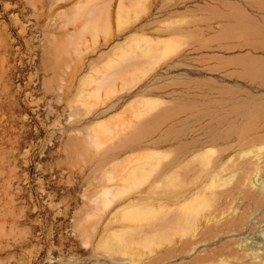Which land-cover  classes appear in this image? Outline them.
I'll list each match as a JSON object with an SVG mask.
<instances>
[{
    "label": "rangeland",
    "instance_id": "obj_1",
    "mask_svg": "<svg viewBox=\"0 0 264 264\" xmlns=\"http://www.w3.org/2000/svg\"><path fill=\"white\" fill-rule=\"evenodd\" d=\"M65 1L0 0V264H193L218 240L239 248L246 237L263 252L264 205L248 209L254 232L210 231L212 216L226 218L222 199L240 186L236 177L231 190L211 191L219 198L209 191L233 156L217 155L223 145H197L181 164L191 174L169 188L158 177L165 155L205 142L224 119L227 88L248 94L239 96L248 109L235 130L254 122L258 131L246 133L264 135V0ZM170 107L176 115L150 135H133ZM222 119L212 133H227ZM167 133L170 144L151 146ZM262 175L250 184L264 195Z\"/></svg>",
    "mask_w": 264,
    "mask_h": 264
},
{
    "label": "bare ground",
    "instance_id": "obj_2",
    "mask_svg": "<svg viewBox=\"0 0 264 264\" xmlns=\"http://www.w3.org/2000/svg\"><path fill=\"white\" fill-rule=\"evenodd\" d=\"M67 1V0H66ZM65 1V2H66ZM70 1V0H69ZM89 1V0H88ZM110 1V0H109ZM58 2H59V0H58ZM61 2V1H60ZM59 2V3H60ZM63 2V1H62ZM68 2V1H67ZM79 2V1H78ZM86 2V1H85ZM84 2V3H85ZM101 2V1H100ZM105 2V1H104ZM104 2H101V4L103 3L104 4ZM107 2V1H106ZM80 3V2H79ZM81 3H82V1H81ZM84 3H82V5L84 4ZM91 3H92V0H91ZM98 3V2H97ZM109 3H111V1L109 2ZM109 3H105V4H109ZM94 4H96V2H94ZM101 4L99 5V3H98V5L99 6H101ZM183 4H185V2L184 1H181L180 3H179V6L181 5V7H182V5ZM97 5V4H96ZM79 6H81V5H79ZM104 6H106V5H103L102 7H104ZM107 6H110V5H107ZM120 6V5H119ZM118 6V7H119ZM225 6V5H224ZM76 7L78 8V9H80V7H78V5L76 4ZM82 7V6H81ZM92 7V6H91ZM94 7V6H93ZM92 7V8H93ZM100 8V7H99ZM102 9V8H101ZM106 9V8H105ZM105 9L104 10H101V11H105ZM108 9H110V8H108ZM107 9V12L109 13V10ZM200 10H202L201 9V7L199 8ZM122 11V7H121V9L119 8V11ZM209 10V9H208ZM97 11V10H96ZM198 11V10H197ZM93 11L91 10V13H92ZM204 12H206V10H204ZM208 12V11H207ZM94 13H96V12H94ZM94 13H92L91 15H93ZM209 13H210V11H209ZM213 13V12H212ZM212 13H211V15H212ZM97 14V13H96ZM98 14H99V11H98ZM119 14H120V12H119ZM217 14V13H216ZM106 14H104L103 13V18L104 17H107V16H105ZM121 15V14H120ZM94 16H95V14H94ZM102 16V15H101ZM101 16H100V18H101ZM212 16H214V13H213V15ZM223 15H221V17H222ZM93 17V16H92ZM120 17V16H119ZM122 17V16H121ZM95 18H96V16H95ZM216 18V17H215ZM223 18V17H222ZM97 19H99L98 18V16H97ZM97 19L96 20H93V21H96L97 22ZM102 19V18H101ZM107 19H108V22H109V18L107 17ZM119 19V18H118ZM198 20H199V22H200V20H202L203 18H197ZM197 19H196V21H197ZM212 19H213V17H212ZM213 20H215V19H213ZM99 21H100V19H99ZM98 21V22H99ZM193 21V20H192ZM204 21H205V18H204ZM209 22H210V20H208ZM121 22V21H120ZM202 22H203V20H202ZM110 23V22H109ZM108 23V24H109ZM193 23H198V22H193ZM193 23L191 24V25H193ZM121 24V23H120ZM119 24V25H120ZM202 25V24H201ZM120 30V29H119ZM141 40H143V39H141ZM143 43V42H142ZM147 43V42H146ZM154 44V43H153ZM137 45H138V41H137ZM136 45V46H137ZM143 45H145V44H143ZM142 46V45H141ZM146 46V45H145ZM153 46V45H152ZM155 46H157V45H154V47ZM160 46V45H159ZM129 47H131V46H129ZM143 47V46H142ZM147 47V46H146ZM164 47V46H163ZM141 48V47H140ZM144 48L145 47H143V49L142 50H144ZM148 48V47H147ZM151 48V47H150ZM153 48V47H152ZM159 48V47H158ZM157 47H156V49H158ZM137 49V48H136ZM139 49V48H138ZM161 49V48H160ZM147 50V49H146ZM154 52V54H156L155 53V49L153 48L152 49ZM166 50V49H165ZM136 52H137V50H136ZM156 52H158V50H156ZM159 52H162V51H159ZM163 52H164V50H163ZM162 52V53H163ZM134 53V52H133ZM139 53V51L137 52V54ZM143 53H147L146 51H143ZM142 53V54H143ZM149 53L150 52H148V55H149ZM152 53V52H151ZM153 53L151 54V55H153ZM161 53V54H162ZM132 53H130V55H131ZM141 54V55H142ZM158 54V53H157ZM134 55H136V53H134ZM145 55V54H144ZM137 56V55H136ZM140 56V55H139ZM147 56V55H146ZM150 56V55H149ZM161 56V55H160ZM159 56V57H160ZM162 56H163V54H162ZM130 57V56H129ZM134 57V56H133ZM150 57H152L153 58V56H150ZM158 57V56H157ZM164 58L166 57V56H163ZM132 58V57H131ZM141 58H144L143 59V61L144 60H146L145 58H147V57H142L141 56ZM149 58V57H148ZM147 58V59H148ZM151 58V59H152ZM163 58V59H164ZM137 59H139V58H136V60L134 59V62L132 61V63H137V65L139 66L140 64L142 65V63H141V59H139L140 60V63H138V62H136V61H139V60H137ZM157 60V58H154V61H156ZM159 60H160V58H158ZM162 59V58H161ZM162 59V60H163ZM122 60H124V59H121V61L120 62H122ZM127 60V62H128V59H126ZM131 61V60H130ZM129 61V62H130ZM142 61V62H143ZM147 61V60H146ZM150 61H152V60H148L147 62L148 63H150ZM112 62V61H111ZM127 62H124L125 64L127 63ZM153 62V61H152ZM113 63V62H112ZM116 63V62H115ZM119 63V62H118ZM144 63V62H143ZM156 63V62H155ZM146 64V63H145ZM151 64V63H150ZM149 64V65H150ZM158 64H159V61H158ZM157 64V65H158ZM111 65V64H110ZM128 65V67L126 66V68L127 69H130L129 67L130 66H133L134 67V64L132 65L131 64V62H130V65L129 64H127ZM136 65V66H137ZM140 65V66H141ZM147 66H149L148 64H146ZM135 66V67H136ZM137 66V67H138ZM139 66V67H140ZM143 66H145L144 64H143ZM142 66V67H143ZM147 66H145V67H147ZM153 67H155V66H150V68L149 69H154ZM141 68V67H140ZM142 69V68H141ZM145 69H147V68H145ZM149 69H148V71H149ZM132 70V69H131ZM150 70V71H151ZM134 71H138V69L137 70H134ZM144 71V70H143ZM139 72H141V71H139ZM146 72V71H145ZM142 74H143V72H141ZM140 73V74H141ZM147 73V72H146ZM255 73V72H254ZM253 73V74H254ZM258 73V72H257ZM261 72H259V74H260ZM247 74V73H246ZM256 74V73H255ZM254 74V78H256L255 76H257V78L259 77L258 75H255ZM248 76V78L249 77H251V76H253V75H247ZM263 76V75H262ZM264 77V76H263ZM256 78V79H257ZM261 78V77H260ZM260 78H259V80H260ZM250 79V78H249ZM251 79L253 80V77H251ZM255 80V79H254ZM258 80V79H257ZM254 82V81H253ZM255 82H256V80H255ZM123 84V83H122ZM125 84V83H124ZM257 85H258V83H257ZM261 85V84H260ZM259 86V85H258ZM263 86H264V84H263ZM262 86V87H263ZM122 87H124L125 88V86L123 85ZM228 90L226 91V92H224V93H226V94H224V95H226V101H222V104L221 105H219L220 107H222V105H223V107H225V112L224 113H226L225 115H223V118L224 119H227L228 120V125H229V129H227L226 131H227V133L225 134V135H222L221 133L220 134H216V132L215 133H212V130L214 131V129H216V127H218L221 123V125H223L224 124V122H226V121H220L222 118H218L219 120H215V121H218V122H216V123H220V124H216L217 126L216 127H214V129H211V126H212V124H210L211 126L209 127L210 129H211V131H210V129H209V131H210V133H208V134H205V135H207L206 136V141L205 142H203V143H199L198 141H193V142H190V143H187V144H184V145H179V146H177V148H176V155L173 157V158H171L170 160H168L169 158V153L167 154V155H165V159H167L166 160V162H164V164L162 165V169H161V172H160V175H159V177L158 178H160V179H162L163 180V182L164 183H166L167 185H165L164 184V186L166 187L167 186V188H169L168 186H171V183H172V181L173 180H178V179H180V180H183L184 178H186V177H189V175L191 174L190 173V170L188 171L187 169H186V167H182L181 166V164H182V161L184 160V159H186L187 158V156L188 155H190L193 151H194V149L197 147V145H203V144H210V145H212V146H216V147H218V146H220V145H223L224 147L222 148V149H216V152H218L217 153V155L219 154V155H221V152H222V154H223V156H232L231 158H230V160H228V163H227V161H226V165L224 166H221L222 167V169H221V173H225L224 174V177H226V178H224L217 170H215V171H217L216 172V174H215V176H214V178H213V182H212V186L214 187H212V190H209L210 192L211 191H213V189H217V187H219L220 188V186L222 187L223 186V184L225 183H227L226 185H225V187H228V188H226V189H228V190H231L230 188H229V186L231 185V186H234L235 185V183L237 182V181H235V183L233 182L234 181V179L237 177L238 178V182L237 183H239L240 184V186L238 187L239 188V192H235L236 191V185L234 186L235 187V190L234 191H232L231 190V192L228 194V196H225V198H223L222 199V201H224L225 199H226V197H228V199L226 200V202H223V205H224V203L226 204V205H224L223 207H224V210L225 211H222V212H226L225 214H227L226 215V218L224 219V222H222V220H221V223H218L217 222V220H218V217H219V214H220V212H218L217 210V212L218 213H216V215H218V216H212L213 218V220H212V224H211V226H210V231H219V230H222V232L220 231V233H223V234H225V235H227V237L228 238H231V237H233L234 235L236 236V234H238V235H241V234H244L245 233V231L247 230L248 231V229H250L251 228V230H252V232H254L253 230H255V228H256V226L255 227H253L252 225V222H251V220H250V216L253 214V212H254V210L252 211V212H250V214H249V212H248V209H251V207H255V208H257L258 209V207H261V206H263L264 205V195H261V193L260 194H258L257 193V190L255 191V185L254 186H251V184L250 183H252V179L255 177H257V180H258V178H261L260 177V174H261V172L263 173V169H264V147H260V146H264V135H249L250 134V131H248L249 130V128H252L253 127V129L254 128H256V126H255V123L253 122V124H254V126L253 125H251V127H249L248 128V130H246V126L248 125L249 126V124H251L252 123V121L254 120V119H256L257 117H259V116H257L256 117V115H258V114H255V116H254V119H252L250 122L248 121V123L249 124H245V125H243L242 126V129H243V127L245 128V130L246 131H236L235 129H238L239 127L238 126H240V125H238V126H236V123H237V119L239 118V116L241 117V114L242 113H245L246 112V110L248 109V108H245L244 110H242L241 108H242V106H243V104L244 103H246V102H248L247 100H246V102H242V101H244V100H242L243 98H240L239 99V96H240V94H243V92H244V94H246V95H248L247 93H245V91H243V92H241V91H239V90H232L233 88H227ZM212 92H213V90H212ZM217 92V91H216ZM250 93V92H249ZM243 94V95H244ZM251 96V95H250ZM254 96V95H253ZM262 96V95H261ZM260 96V97H261ZM264 96V95H263ZM214 97V96H213ZM217 97V96H216ZM248 97V96H247ZM260 97H258V98H260ZM251 98V97H250ZM253 99V98H252ZM215 100V99H214ZM255 100V99H254ZM216 101V100H215ZM218 101V100H217ZM224 103V104H223ZM251 104H252V102H250ZM250 103H248L247 105H249L250 106ZM256 103H260V105L262 104L261 102H256ZM255 102L253 103V104H255V105H257ZM140 104V105H139ZM145 103H143V102H140V103H138V107L139 106H141V107H143V108H138V111H139V109L141 110V109H144V107H145ZM147 105H150V103H147ZM215 105V104H214ZM246 104H244V106H245ZM137 106H136V108H134V109H137ZM244 106H243V108H244ZM252 106H254V105H252ZM251 106V107H252ZM133 107H135V106H133L132 105V109H133ZM215 107H217V106H215ZM250 107V108H251ZM257 107H264V103L261 105V106H258L257 105ZM131 108V107H130ZM253 108V107H252ZM256 108V107H255ZM255 108H254V110H255ZM259 108H257V109H259ZM175 108H172V107H170V108H165V109H163V110H161V111H159L158 113H156V115L158 116V117H155L156 115H154V116H152L151 118H146L145 120H143L140 124H139V126H138V129H136V132H134L133 133V135H137L139 138H143L144 136H146V135H150L152 132H153V130L158 126L157 124L158 123H160V122H162L163 120H165V119H167V118H169V117H171V115H176V113H172V110H174ZM177 109H178V107L175 109L176 111H177ZM129 110H131V109H129ZM129 110H126L125 112H124V114L126 113V112H128ZM253 109H251L250 111L252 112V114L254 113L253 111H252ZM264 110V109H263ZM212 111H215V110H212ZM242 111H244V112H242ZM262 111V109L260 110V112ZM216 112V115L215 116H217L218 115V113H217V111H215ZM215 112H213V113H215ZM251 112H249V113H251ZM256 112H258V111H256ZM263 112V111H262ZM213 113H211V114H207V116H209V115H212ZM124 114L123 115H121L120 116V118L122 117H124ZM251 114V115H252ZM264 114V113H263ZM263 114H259L260 116H263ZM251 115H249V116H251ZM192 116V115H191ZM190 116V117H191ZM225 116V117H224ZM153 117H155V118H153ZM211 117V116H210ZM190 119V118H189ZM224 119H222V120H224ZM262 119H264V117H262ZM262 119L259 117V119L257 118V121L258 120H261L262 121ZM188 121V120H187ZM215 121H212L213 123H215ZM211 122V123H212ZM184 123V122H183ZM182 123V124H183ZM257 123H260V122H256V125H258ZM263 124H264V122H262ZM261 123V124H262ZM239 124V123H238ZM225 125V124H224ZM227 125V126H228ZM260 126V125H259ZM222 127V126H221ZM264 128V126H262V128L260 127L259 129H263ZM157 129V128H156ZM155 129V130H156ZM226 129V128H225ZM258 128H256V130H257ZM251 130V129H250ZM224 131V130H223ZM223 131H222V133H223ZM258 131V130H257ZM256 131V132H257ZM182 132V131H181ZM246 132H248V133H246ZM251 132H253L252 130H251ZM255 132V133H256ZM187 134V133H186ZM253 134V133H252ZM177 138H175V139H173V140H176ZM171 141H172V139H171V136L167 133L166 134V137L163 139V140H161V141H159V140H157V141H154V142H152L151 143V146L152 147H161L164 143H171ZM140 146H134L133 147V149H137V148H139ZM214 149H212V153L211 154H214V151H213ZM221 150V151H220ZM125 150H121L119 153H123ZM237 153V154H236ZM236 155H237V157H236ZM218 156H216V158H217ZM215 158V159H216ZM214 159V160H215ZM238 159H240L241 160V162L238 160ZM217 160V159H216ZM236 161H237V163H236ZM215 162V161H214ZM240 162V163H239ZM212 164H214V163H212ZM224 164V163H223ZM192 172V171H191ZM124 175H126V174H124ZM124 175H122V176H124ZM259 175V176H258ZM222 176V177H221ZM263 177H264V175H262ZM219 178V179H218ZM236 178V179H237ZM122 179V178H121ZM113 181H114V179H112ZM246 180H251V182L249 181H246ZM255 180V179H254ZM262 180V179H261ZM260 180V181H261ZM229 181H231L230 183H229ZM259 181V182H260ZM263 181V180H262ZM261 181V182H262ZM174 182V181H173ZM230 185H229V184ZM248 184L249 186H251L249 189H248V187L246 186V184ZM253 183H255V182H253ZM234 184V185H233ZM230 186V187H231ZM238 186V185H237ZM211 187V186H210ZM247 187V188H246ZM263 187H264V184H263ZM263 187H262V189H263ZM219 188H218V191H220L221 190V192H223L222 190L224 189H220L219 190ZM233 188V187H232ZM254 188V189H253ZM258 189V188H257ZM261 190V189H260ZM217 190H215L214 192H211L212 194H214L215 196L216 195H219L218 196V198L221 196L220 195V193L219 192H216ZM225 191H227V190H225ZM109 193H110V191H109V189L108 190H106L105 192H104V194L106 195V196H108L109 195ZM210 193V194H211ZM218 193V194H217ZM235 193H236V195H235ZM173 194V193H172ZM262 194H264V192H263V190H262ZM227 195V194H226ZM261 195V196H260ZM263 196V197H262ZM167 197V196H166ZM213 197V196H212ZM214 198V197H213ZM215 201L217 200V198H215L214 199ZM235 201H239V203L241 202H243L242 203V205H241V207L240 208H238L240 205H239V203L237 202V204H238V207H236V206H234V205H236V204H234V203H236ZM220 206V205H219ZM218 206V207H219ZM236 208L237 209H239V211H236ZM253 209V208H252ZM256 209V210H257ZM259 210V209H258ZM251 211V210H250ZM221 212V213H222ZM248 212V213H247ZM254 213H256V212H254ZM223 214L224 213H222L221 215L223 216ZM224 214V215H225ZM250 216H249V215ZM179 215V214H178ZM214 215V214H213ZM254 215V214H253ZM178 217V216H177ZM181 217V216H180ZM250 217V218H249ZM176 218V217H175ZM256 218V217H255ZM166 219V218H165ZM258 219V218H257ZM167 220V219H166ZM165 220V221H166ZM167 221H170V219L169 220H167ZM219 221V220H218ZM210 222H211V220H210ZM166 223V222H165ZM170 223V222H169ZM221 224V225H220ZM256 224V223H255ZM259 224V223H258ZM257 224V225H258ZM171 226V225H170ZM209 226L207 227V229L209 228ZM165 227H167L166 225H165ZM170 228V227H169ZM168 228V229H169ZM254 228V229H253ZM258 228V227H257ZM260 228V227H259ZM251 230H250V232H251ZM208 231H209V229H208ZM209 231V232H210ZM215 233V232H214ZM219 233V232H218ZM219 233V234H220ZM257 233V232H256ZM258 233H259V231H258ZM250 234V233H249ZM213 233H212V236H211V232H210V238H212L213 237ZM216 235V234H215ZM214 235V238H213V240H215L216 238V236ZM260 235V234H259ZM256 236H258V235H255V238H256ZM209 237V236H208ZM225 237V236H224ZM223 237V238H224ZM248 237H250V236H248ZM259 237V236H258ZM257 237V238H258ZM209 238V239H210ZM226 238V237H225ZM260 238V237H259ZM258 238V239H259ZM220 239V238H219ZM236 239V238H235ZM244 239V238H243ZM245 239H247V237L245 238ZM242 240V238H241V240H242V242H239V248H235L234 247V245H236L235 244V241H233V239H228L227 241H225V242H223L222 243V245H220V243H219V241H221V240H218V242H216V243H214V245H216V247H213V249H211V248H209V249H211L210 251H208V254H203L204 256H201L200 255V257H198V256H196L197 258H196V261H194V263L193 264H264V249L263 248H261V249H263V252H259L258 250H259V247H258V250H256V248L255 249H251L250 250V247H251V244L250 245H248V241L247 240ZM239 240H240V238H239ZM238 240V241H239ZM248 240H250V238L248 239ZM260 240V239H259ZM264 240V239H263ZM211 241V240H210ZM224 241V240H223ZM185 243H187V242H185ZM185 243H184V245H185ZM188 243H190V242H188ZM237 243V242H236ZM245 243H247V244H245ZM238 246V245H237ZM236 246V247H237ZM250 246V247H249ZM260 246V245H259ZM263 247H264V245H262ZM260 249V250H261ZM262 251V250H261ZM195 260V259H194Z\"/></svg>",
    "mask_w": 264,
    "mask_h": 264
}]
</instances>
